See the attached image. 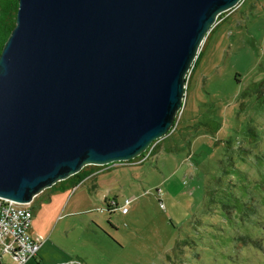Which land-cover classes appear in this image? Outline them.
Listing matches in <instances>:
<instances>
[{
	"label": "rangeland",
	"instance_id": "374dc122",
	"mask_svg": "<svg viewBox=\"0 0 264 264\" xmlns=\"http://www.w3.org/2000/svg\"><path fill=\"white\" fill-rule=\"evenodd\" d=\"M224 17L194 63L177 125L148 158L89 166L76 185L66 178L33 199V236L44 234L54 259L264 264V0ZM111 198H132L129 210L110 212Z\"/></svg>",
	"mask_w": 264,
	"mask_h": 264
},
{
	"label": "water",
	"instance_id": "95a60500",
	"mask_svg": "<svg viewBox=\"0 0 264 264\" xmlns=\"http://www.w3.org/2000/svg\"><path fill=\"white\" fill-rule=\"evenodd\" d=\"M243 0H19L0 54V196L30 203L175 126L219 16Z\"/></svg>",
	"mask_w": 264,
	"mask_h": 264
},
{
	"label": "built area",
	"instance_id": "2783aa9c",
	"mask_svg": "<svg viewBox=\"0 0 264 264\" xmlns=\"http://www.w3.org/2000/svg\"><path fill=\"white\" fill-rule=\"evenodd\" d=\"M190 73L187 76L186 88L188 86ZM175 125H177V122ZM158 141L159 140H156L152 143V145L141 154L144 156L137 161L148 158L149 155L152 154ZM135 160L136 159L123 162H137ZM158 193L160 203L163 205L161 200V188H158ZM131 201L132 198H126L123 202H119L117 198H111L106 200V206L108 207V210L120 209L123 212H127L129 210L128 205ZM32 202L20 203L13 199L0 196V251L10 254L19 264H24L28 260L36 257L40 246L43 243L42 239L34 238L31 233L32 220L34 217V210L31 207ZM102 210H104V208H102Z\"/></svg>",
	"mask_w": 264,
	"mask_h": 264
},
{
	"label": "trees",
	"instance_id": "16d2710c",
	"mask_svg": "<svg viewBox=\"0 0 264 264\" xmlns=\"http://www.w3.org/2000/svg\"><path fill=\"white\" fill-rule=\"evenodd\" d=\"M19 7V0H0V54L3 49V46L10 35L13 27L16 24V15ZM225 12H223L219 16L218 23L213 27V29L210 31V33L207 36V40H205L203 47L201 49V53L204 51L212 33L215 31V29L219 26V24L226 19L224 17ZM198 61L196 64H194V67L192 68V72L190 73L189 79H188V86L190 82V78L192 76V73L197 66ZM188 86L186 88V91L188 90ZM176 124V123H175ZM134 159L130 160L133 161ZM94 165H86L82 170H80L78 173L68 177L66 181L70 184H77L81 182L83 179L88 177L91 173L95 172L96 170L93 169L98 165H95V167H89ZM63 182V181H62ZM110 212L115 211L114 209H110Z\"/></svg>",
	"mask_w": 264,
	"mask_h": 264
},
{
	"label": "crops",
	"instance_id": "0c3cea01",
	"mask_svg": "<svg viewBox=\"0 0 264 264\" xmlns=\"http://www.w3.org/2000/svg\"><path fill=\"white\" fill-rule=\"evenodd\" d=\"M31 233H32V229H31ZM34 238L42 239L43 243L41 244L36 257L28 260L24 264H65V262L68 261V260L64 261L63 259H54V257H59L61 254L59 252L56 253L54 250H53L54 252L52 253L51 247L45 246L46 242L43 233L41 232L39 233L38 231L37 235H35ZM0 264H17V262L10 254L3 253L0 251Z\"/></svg>",
	"mask_w": 264,
	"mask_h": 264
}]
</instances>
